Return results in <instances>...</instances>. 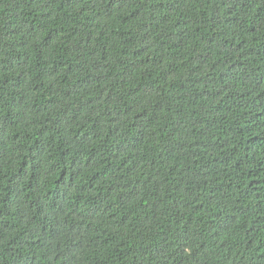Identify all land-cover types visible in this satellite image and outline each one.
<instances>
[{"label":"trees","instance_id":"trees-1","mask_svg":"<svg viewBox=\"0 0 264 264\" xmlns=\"http://www.w3.org/2000/svg\"><path fill=\"white\" fill-rule=\"evenodd\" d=\"M0 264H264V0H0Z\"/></svg>","mask_w":264,"mask_h":264}]
</instances>
